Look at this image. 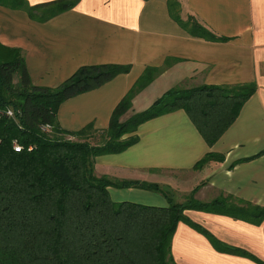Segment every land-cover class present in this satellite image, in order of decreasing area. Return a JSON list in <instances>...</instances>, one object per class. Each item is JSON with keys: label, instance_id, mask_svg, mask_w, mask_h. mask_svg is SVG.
<instances>
[{"label": "crops", "instance_id": "1", "mask_svg": "<svg viewBox=\"0 0 264 264\" xmlns=\"http://www.w3.org/2000/svg\"><path fill=\"white\" fill-rule=\"evenodd\" d=\"M25 1L33 8L57 0ZM175 1L183 21L191 16L226 40L189 35L171 18L168 0H78L43 22L24 10L0 6V44L21 50L30 80L39 87L55 88L85 66L130 67L127 74L61 103L56 118L66 132L87 126L91 133L106 130L115 107L147 69L157 74L134 97L124 118L172 89L212 88L217 103L224 101L229 109L233 91L253 85L254 93L213 145L192 113L176 109L140 124L137 142L125 151L96 157L94 175L113 183L156 184L175 203L192 196L203 203L226 199L239 207L264 208V0ZM221 109L214 108L211 117ZM207 154L222 159L198 165ZM108 194L114 202H145L148 195L153 203L137 204L168 205L161 193L139 188L109 187ZM184 215L250 257L219 252L207 235L180 222L171 241L175 264H264V219L253 224L192 210Z\"/></svg>", "mask_w": 264, "mask_h": 264}, {"label": "trees", "instance_id": "2", "mask_svg": "<svg viewBox=\"0 0 264 264\" xmlns=\"http://www.w3.org/2000/svg\"><path fill=\"white\" fill-rule=\"evenodd\" d=\"M77 2L57 0L32 8L25 0H0V6L24 10L31 19L43 22ZM167 4L171 18L189 35L211 42L226 40L191 16L183 21L175 0ZM129 70V66L113 64L85 66L55 88L39 87L30 80L21 50L0 44V264H175L171 241L180 222L207 235L217 251L250 257L209 235L184 212L221 214L258 224L264 219V208L239 207L226 199L203 203L192 196L184 203H175L156 184L97 178L94 160L125 151L137 142L134 133L140 124L176 109L192 113L205 140L213 145L255 87H237L229 109L224 101L217 103L219 98L212 94V88L172 89L146 110L124 118L134 97L157 74L147 69L113 110L107 129L101 132L105 136L102 144L67 140L66 136L80 138L91 133L92 128L62 130L56 118L61 103ZM223 98L227 101L229 96ZM220 106L223 109L211 117L210 112ZM8 109L14 112L13 118L5 115ZM213 159L222 158L207 154L198 165ZM109 187L159 192L168 205L114 202Z\"/></svg>", "mask_w": 264, "mask_h": 264}, {"label": "rangeland", "instance_id": "3", "mask_svg": "<svg viewBox=\"0 0 264 264\" xmlns=\"http://www.w3.org/2000/svg\"><path fill=\"white\" fill-rule=\"evenodd\" d=\"M65 138L67 140H71V141H74V142H79V141L84 142V141H86L91 146H97V145L102 144L105 136H104V133L98 132V133H87V134H84L83 136H81L80 138L71 137V136H66ZM150 194H154V193H150ZM143 201H145V202H137V203H153L152 202L153 200L151 199V197H148V195L146 196V199L143 200ZM184 202H182V203H184ZM145 205H151V204H145Z\"/></svg>", "mask_w": 264, "mask_h": 264}, {"label": "built area", "instance_id": "4", "mask_svg": "<svg viewBox=\"0 0 264 264\" xmlns=\"http://www.w3.org/2000/svg\"><path fill=\"white\" fill-rule=\"evenodd\" d=\"M5 115L9 118H13L14 117V112L12 110H6L5 112ZM15 150H19L17 147L15 148Z\"/></svg>", "mask_w": 264, "mask_h": 264}]
</instances>
